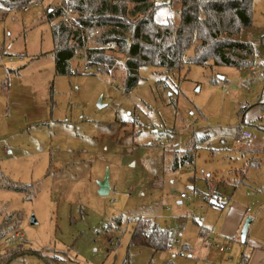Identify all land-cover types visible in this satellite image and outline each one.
Listing matches in <instances>:
<instances>
[{
    "label": "rangeland",
    "instance_id": "obj_1",
    "mask_svg": "<svg viewBox=\"0 0 264 264\" xmlns=\"http://www.w3.org/2000/svg\"><path fill=\"white\" fill-rule=\"evenodd\" d=\"M157 1L154 20L178 24L180 0ZM60 2L0 5V219L16 216L31 251L14 264H242L240 232L231 241L218 232L233 202L250 211L264 202V0L240 36L254 68L141 67L129 92L116 53L108 74L73 59L70 75H55L44 11ZM187 153L192 162L180 163ZM106 174L110 192L100 196ZM139 221L167 233L166 250L130 242ZM201 231L212 233L207 246ZM14 246L0 240V254Z\"/></svg>",
    "mask_w": 264,
    "mask_h": 264
},
{
    "label": "trees",
    "instance_id": "obj_2",
    "mask_svg": "<svg viewBox=\"0 0 264 264\" xmlns=\"http://www.w3.org/2000/svg\"><path fill=\"white\" fill-rule=\"evenodd\" d=\"M34 1L0 0V5L6 10H20ZM253 3L254 0H180L179 23L167 20L159 24L154 20L160 5L157 0H71L69 3L61 0L56 6L48 5L44 11L55 75H70V62L83 50L88 62L99 66V72L105 74L117 63L110 53L123 57L125 92L137 86L141 67L167 73L188 70L191 65L250 70L255 67V50L251 43L241 41L240 36L251 28ZM67 8L72 14L64 22L61 17ZM260 43L264 50V34ZM256 106L264 117V99L257 100ZM248 110L246 107L242 112ZM174 160L177 164V157ZM184 162H192L190 153L181 156L180 163ZM239 174L236 180L242 183L243 172ZM1 187L25 189V186H10L7 181ZM4 207L0 205V218ZM15 217L6 215L0 219V240L15 232L12 226ZM200 235L204 233L201 231ZM130 242L146 245L156 252L166 250L168 235L155 228L147 233L146 224L139 221ZM22 244L16 243L0 254V264H14L31 253Z\"/></svg>",
    "mask_w": 264,
    "mask_h": 264
},
{
    "label": "crops",
    "instance_id": "obj_3",
    "mask_svg": "<svg viewBox=\"0 0 264 264\" xmlns=\"http://www.w3.org/2000/svg\"><path fill=\"white\" fill-rule=\"evenodd\" d=\"M41 2L42 0H40V3ZM223 201L227 202V199H223ZM247 215H250L251 222L248 226L245 242L242 244L240 242L239 232ZM219 223L220 228L218 236L221 239H228L231 241L239 234V243L243 245L244 248L243 250L237 248L236 253L242 251L241 257L245 256L246 260L242 262V264H264V202L263 204L258 203L256 208L252 211H250L249 208H244L239 202H233L232 205L227 208V211ZM206 236L211 237L212 233L207 231L201 238ZM228 246L229 249L230 244Z\"/></svg>",
    "mask_w": 264,
    "mask_h": 264
},
{
    "label": "built area",
    "instance_id": "obj_4",
    "mask_svg": "<svg viewBox=\"0 0 264 264\" xmlns=\"http://www.w3.org/2000/svg\"><path fill=\"white\" fill-rule=\"evenodd\" d=\"M64 2H65V3H69V2H71V0H64ZM39 3H40V0H35L32 4L37 5V4H39ZM28 6H29V5H27V6L23 7V8H21L20 10H22V11H26L27 8H28ZM71 14H72V10H71L70 8H67V9L64 11V13H63L61 19H62L64 22H67V21L69 20V17H70ZM86 40H87V41L89 40V36H86ZM108 48H112V46H108ZM77 59H80V60H82V61L85 63V71L93 70L94 73H97V72L100 71L99 66H97V65H91V64L88 62V60H87V58H86V56H85V54H84V50L82 51L81 55L77 57ZM19 60H22V58L20 57ZM190 114H191V113H189V115H190ZM240 138H241V139H245V140H249V139H253V136H252V134L249 133V132L242 131V132H240ZM236 144H239V140L236 141ZM180 198H181V199H184L185 196L181 194V195H180ZM148 232H149V231H148ZM209 241H211V240L209 239V236H206V237L203 238V244H205V245H209ZM6 242H8V243H10V244H13V243H14V244H16V243H22V242H23V238H22V236L19 235L17 232H13V233L9 234V235L6 237ZM215 247L217 248V250H218L220 253H223V252H225V250L228 249L229 246H228V245H227V246H218V245H215ZM167 250L170 251L169 248H168ZM179 255H181V253H180ZM241 258H242L241 261H242V262H245V260H246V259H245V256H242Z\"/></svg>",
    "mask_w": 264,
    "mask_h": 264
},
{
    "label": "water",
    "instance_id": "obj_5",
    "mask_svg": "<svg viewBox=\"0 0 264 264\" xmlns=\"http://www.w3.org/2000/svg\"><path fill=\"white\" fill-rule=\"evenodd\" d=\"M110 192V187H109V183H108V176L107 174L104 176V178L98 182V194L100 196H107ZM251 222L250 218H245L242 228L240 230V242L242 244H244L245 242V238L247 235V230H248V226Z\"/></svg>",
    "mask_w": 264,
    "mask_h": 264
}]
</instances>
